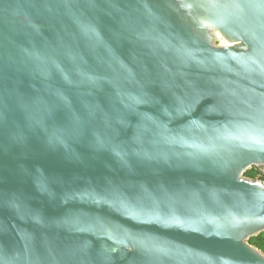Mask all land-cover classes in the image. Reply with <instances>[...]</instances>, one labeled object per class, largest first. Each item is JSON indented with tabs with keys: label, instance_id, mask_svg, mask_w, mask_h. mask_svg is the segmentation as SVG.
I'll return each mask as SVG.
<instances>
[{
	"label": "water",
	"instance_id": "95a60500",
	"mask_svg": "<svg viewBox=\"0 0 264 264\" xmlns=\"http://www.w3.org/2000/svg\"><path fill=\"white\" fill-rule=\"evenodd\" d=\"M264 0H0V264H264Z\"/></svg>",
	"mask_w": 264,
	"mask_h": 264
},
{
	"label": "trees",
	"instance_id": "16d2710c",
	"mask_svg": "<svg viewBox=\"0 0 264 264\" xmlns=\"http://www.w3.org/2000/svg\"><path fill=\"white\" fill-rule=\"evenodd\" d=\"M246 175L250 178H261L264 180V171L258 167L250 169ZM251 243L264 252V232L250 239Z\"/></svg>",
	"mask_w": 264,
	"mask_h": 264
}]
</instances>
